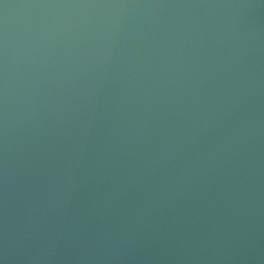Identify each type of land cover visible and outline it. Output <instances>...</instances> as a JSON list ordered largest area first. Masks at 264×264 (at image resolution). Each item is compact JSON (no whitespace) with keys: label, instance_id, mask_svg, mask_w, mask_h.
Returning <instances> with one entry per match:
<instances>
[{"label":"water","instance_id":"obj_1","mask_svg":"<svg viewBox=\"0 0 264 264\" xmlns=\"http://www.w3.org/2000/svg\"><path fill=\"white\" fill-rule=\"evenodd\" d=\"M0 264H264V0H0Z\"/></svg>","mask_w":264,"mask_h":264}]
</instances>
